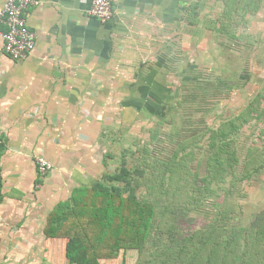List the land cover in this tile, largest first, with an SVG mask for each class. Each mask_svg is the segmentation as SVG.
<instances>
[{
	"label": "crops",
	"instance_id": "0c3cea01",
	"mask_svg": "<svg viewBox=\"0 0 264 264\" xmlns=\"http://www.w3.org/2000/svg\"><path fill=\"white\" fill-rule=\"evenodd\" d=\"M92 2L29 8L37 42L25 58L0 36V264H67V240L45 234L49 213L179 103L200 30L212 59L220 46L227 82L264 79V0H115L107 22ZM39 156L53 165L45 175Z\"/></svg>",
	"mask_w": 264,
	"mask_h": 264
},
{
	"label": "trees",
	"instance_id": "16d2710c",
	"mask_svg": "<svg viewBox=\"0 0 264 264\" xmlns=\"http://www.w3.org/2000/svg\"><path fill=\"white\" fill-rule=\"evenodd\" d=\"M193 15L198 16L197 13ZM200 67L193 63L192 71L195 72L192 74L197 73ZM192 77L196 78L194 75ZM189 78H183V86ZM199 87H203L202 82ZM257 92L255 99L239 114L200 131L193 129L188 138L179 140L174 158L168 162L164 163L158 157L154 159L155 155H151L148 148H123L120 164L114 171L104 172L90 185L76 187L69 199L58 203L48 215L45 234L67 240V264L113 263L131 249L138 250L143 257L148 254V264H162L163 261L155 253L154 260L149 259L150 251L147 248L149 239L156 236L157 203L138 193L146 184L147 167L152 166L150 160L163 162L166 167L162 177L170 184L176 181V177L193 181L194 209L198 208L201 194L216 193L212 184L220 186L231 181L230 188H225L224 193L228 197H235L236 188L232 189V185L241 183L242 177H248L253 171L258 173V166L264 161V148L250 147L244 159L245 174H242L236 146V135L244 126L253 119L261 120L264 115V108L263 112L259 111L264 100V89ZM176 107L170 106L158 123L162 124L164 120L174 123L175 112L171 113ZM129 151L134 155L133 161L127 159ZM179 153L182 155L178 163L180 167L171 169L173 162L177 165L176 160L181 156ZM110 156L113 157V154L110 153ZM186 156L196 158L193 175H188L192 172L184 163ZM215 219L203 225L204 228L185 235L187 243L177 252L180 264H257L256 254L249 255V248L250 243L260 245L264 242V226L219 225ZM170 260L164 264H171Z\"/></svg>",
	"mask_w": 264,
	"mask_h": 264
},
{
	"label": "rangeland",
	"instance_id": "374dc122",
	"mask_svg": "<svg viewBox=\"0 0 264 264\" xmlns=\"http://www.w3.org/2000/svg\"><path fill=\"white\" fill-rule=\"evenodd\" d=\"M200 31L202 34L199 36L197 44L193 45V63L197 62L201 67L197 73H193L196 78L185 80V85H182L180 92L175 94V100L179 103L171 113L175 112L174 123H167L168 120H164L162 124L153 122L149 125V129L145 130L147 134L142 131L135 132L137 137L129 142L128 146L123 147L124 149L133 147L134 150H143L148 148L149 153L155 155L154 159L158 157L164 163L168 162L169 159L174 158L177 142L188 138L193 133V129L200 131L205 127L218 124L223 119L239 114L255 99L258 93L257 89H264L263 78L261 79L262 84L257 82V78H254L255 85L248 84L252 79L244 78L243 82L246 81V86L244 84L235 86V84L227 82L228 80L223 77L220 46L215 49L212 59V53H208L209 49H207L206 32L205 30ZM210 64L214 67V73L212 72V76L208 77L205 66H210ZM232 79L233 81L238 80L237 76ZM200 82L203 87H199ZM252 89L255 90L249 91ZM262 108H264V100L261 101L259 111L263 112ZM236 146L241 159L240 171H243L247 150L250 147L264 148V115L261 120L253 119L244 126L243 130L236 135ZM123 153V149H119L116 159L111 160L106 171H114L118 167ZM127 154V159L133 161L134 155L130 151ZM179 154L181 155V153ZM181 158L182 155L176 160L177 165L173 162L171 169L180 167L178 163L181 162ZM150 161H152V166L151 168L147 167L146 184L138 190L140 196L146 195L145 197L157 203L156 236L148 241L149 259L154 260L153 257L157 255L163 261L162 264L171 258L174 259L170 260L171 264H180L181 259L177 256V252L187 243L184 240L185 235L195 232L201 227L204 228L203 225L211 223L214 218L219 225L225 223L241 226H252L253 224L255 227L264 226V161L261 166H258V173L253 171L248 177H242L241 183L232 185V189L236 188L234 189L235 197H228L224 193L225 188H230L231 181L221 183L220 186L212 184L216 193L201 194L196 209L193 208V181H185L176 177V181L170 184L167 179L162 177L166 167L163 162ZM184 163L187 169L192 172L188 175H193L196 158L186 156ZM252 170L249 169V171ZM242 174H245L244 171ZM250 246L249 255L256 254L255 262L264 264V242L260 245L259 243H250ZM173 254L174 256L170 257ZM141 255L138 250H126L119 261L104 264H148V254L144 257Z\"/></svg>",
	"mask_w": 264,
	"mask_h": 264
},
{
	"label": "built area",
	"instance_id": "2783aa9c",
	"mask_svg": "<svg viewBox=\"0 0 264 264\" xmlns=\"http://www.w3.org/2000/svg\"><path fill=\"white\" fill-rule=\"evenodd\" d=\"M114 2L115 0H93L88 13L102 22L110 21L115 15ZM39 3L40 0H7L0 10V36L3 38V48L15 59L25 58L36 47L37 34L28 24L27 11ZM2 25L5 26V30L1 29ZM1 145L0 138V150ZM37 166L42 175L47 174L53 167L52 163L43 156L37 158ZM1 182L0 167V193Z\"/></svg>",
	"mask_w": 264,
	"mask_h": 264
}]
</instances>
